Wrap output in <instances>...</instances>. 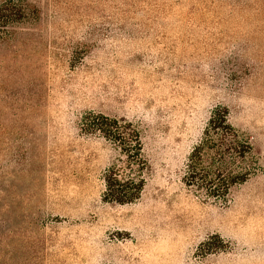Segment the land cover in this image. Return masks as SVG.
Wrapping results in <instances>:
<instances>
[{
    "label": "rangeland",
    "instance_id": "1",
    "mask_svg": "<svg viewBox=\"0 0 264 264\" xmlns=\"http://www.w3.org/2000/svg\"><path fill=\"white\" fill-rule=\"evenodd\" d=\"M28 1L0 43V264H264L261 0ZM216 107L261 168L204 202L183 176ZM89 113L133 124L142 172ZM114 165L135 202L103 200Z\"/></svg>",
    "mask_w": 264,
    "mask_h": 264
},
{
    "label": "trees",
    "instance_id": "2",
    "mask_svg": "<svg viewBox=\"0 0 264 264\" xmlns=\"http://www.w3.org/2000/svg\"><path fill=\"white\" fill-rule=\"evenodd\" d=\"M264 5V0H261ZM264 7V6H263ZM39 9L28 0H4L0 3V43L12 30ZM229 112L216 107L200 140L192 148L185 167L183 181L204 202L226 201L236 186L246 183L260 170V161L251 142L228 120ZM86 134H100L119 147L131 164L141 172L145 167L139 131L125 120L89 113L82 121ZM103 200L119 205L131 204L141 197L144 180L134 173L122 174L111 166L104 175Z\"/></svg>",
    "mask_w": 264,
    "mask_h": 264
}]
</instances>
